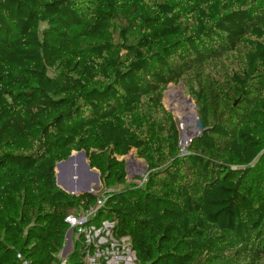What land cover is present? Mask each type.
<instances>
[{
	"label": "trees",
	"instance_id": "trees-1",
	"mask_svg": "<svg viewBox=\"0 0 264 264\" xmlns=\"http://www.w3.org/2000/svg\"><path fill=\"white\" fill-rule=\"evenodd\" d=\"M171 83L203 125L182 155ZM80 150L107 189L83 229L134 264H264V0H0V264H86L64 219L100 195L54 170Z\"/></svg>",
	"mask_w": 264,
	"mask_h": 264
},
{
	"label": "rangeland",
	"instance_id": "rangeland-1",
	"mask_svg": "<svg viewBox=\"0 0 264 264\" xmlns=\"http://www.w3.org/2000/svg\"><path fill=\"white\" fill-rule=\"evenodd\" d=\"M188 95L186 93L185 87L181 83L169 84L164 92V105L173 114L174 119L178 126V131L181 137V127L182 119L181 112H187V114H192L188 109L186 110V103L183 98L188 101ZM190 103V102H189ZM193 103V102H192ZM191 104V103H190ZM184 109V110H183ZM195 109V106H194ZM196 112V111H195ZM195 127V122H194ZM189 128H191L189 126ZM195 135V134H194ZM75 153V152H74ZM124 160V169L126 172L125 180L126 184H140L147 171V165L144 160L138 158L135 154V150H130L125 156L118 157V159ZM88 162V159H86ZM76 165V164H75ZM93 170L97 171L95 168ZM79 173L83 180L89 181L92 176L84 175L82 167H79ZM98 172V171H97ZM100 189L95 194L103 195L107 190L104 186L103 181L100 178ZM91 181V180H90ZM125 185V184H124ZM124 185L116 184L115 186L108 188L110 190L121 189ZM112 224L109 222H103L101 228H95L93 225H89L84 229V242L86 244H92L95 249L93 254H88L87 251L83 254V260L86 264H134L135 256L127 239H120L116 241L110 235V228ZM72 237V238H71ZM71 249L67 252L66 256L75 250L73 245L74 238L70 236ZM79 252V250L77 249ZM82 252V251H81ZM63 259V258H62ZM64 264V262L62 263Z\"/></svg>",
	"mask_w": 264,
	"mask_h": 264
},
{
	"label": "water",
	"instance_id": "water-1",
	"mask_svg": "<svg viewBox=\"0 0 264 264\" xmlns=\"http://www.w3.org/2000/svg\"><path fill=\"white\" fill-rule=\"evenodd\" d=\"M202 129H203L202 122L197 115V119L195 122V130L197 131L196 134L202 131ZM180 145H181V139H179L178 141V146ZM79 167H82L83 170L82 172L84 175L92 176V179H90L91 181L82 179L79 173L80 172ZM54 170H55L56 185L70 195L95 194L100 189L99 186L100 174L99 172L93 170L89 166V163L86 162V154L83 150L72 151L71 154L65 160H62L55 164ZM71 231L72 228L69 227L68 231L66 232L65 245L61 250V256L63 258L66 256L67 252L70 251L71 249V240H70Z\"/></svg>",
	"mask_w": 264,
	"mask_h": 264
},
{
	"label": "built area",
	"instance_id": "built-area-1",
	"mask_svg": "<svg viewBox=\"0 0 264 264\" xmlns=\"http://www.w3.org/2000/svg\"><path fill=\"white\" fill-rule=\"evenodd\" d=\"M178 127V126H177ZM194 135H191L188 139L182 140L179 134V139H181V145L179 146V153L182 155L186 152V147L188 143L190 142L191 138ZM144 175L143 179L140 181V184H143L145 181ZM104 203L103 195H100L93 206L89 207L87 210H82L80 212H71L65 217V222L69 225L70 228H75L77 231V235L84 231L83 225L84 223L91 218L96 210L101 207Z\"/></svg>",
	"mask_w": 264,
	"mask_h": 264
},
{
	"label": "bare ground",
	"instance_id": "bare-ground-1",
	"mask_svg": "<svg viewBox=\"0 0 264 264\" xmlns=\"http://www.w3.org/2000/svg\"><path fill=\"white\" fill-rule=\"evenodd\" d=\"M184 100L186 102L184 103L186 104V110L188 109L190 112H192V114H189V113L187 114V112H184V111L181 112V119H182L181 139L183 141L188 139L191 135L196 134L197 132L194 127V122H196V119H197V114L195 112L196 110H194V105L190 104L189 102L186 101V99L183 98V101ZM189 126L191 128H189Z\"/></svg>",
	"mask_w": 264,
	"mask_h": 264
},
{
	"label": "crops",
	"instance_id": "crops-1",
	"mask_svg": "<svg viewBox=\"0 0 264 264\" xmlns=\"http://www.w3.org/2000/svg\"><path fill=\"white\" fill-rule=\"evenodd\" d=\"M70 236H72V234H70ZM76 237H77V234H75L74 236H73V238H74V240L76 239ZM72 238V237H71ZM60 255H61V253H60ZM62 257V256H61ZM63 258V257H62Z\"/></svg>",
	"mask_w": 264,
	"mask_h": 264
}]
</instances>
